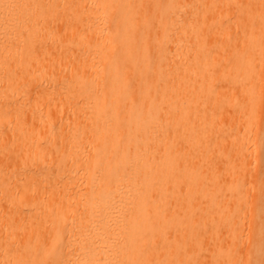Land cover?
Masks as SVG:
<instances>
[{"label": "bare ground", "instance_id": "bare-ground-1", "mask_svg": "<svg viewBox=\"0 0 264 264\" xmlns=\"http://www.w3.org/2000/svg\"><path fill=\"white\" fill-rule=\"evenodd\" d=\"M264 0H0V264H264Z\"/></svg>", "mask_w": 264, "mask_h": 264}, {"label": "rangeland", "instance_id": "rangeland-1", "mask_svg": "<svg viewBox=\"0 0 264 264\" xmlns=\"http://www.w3.org/2000/svg\"><path fill=\"white\" fill-rule=\"evenodd\" d=\"M258 126H259V131H264V115L260 118V120H258ZM0 161H2V162H4L5 161V159L4 158H0ZM258 176L260 177V178H263L264 177V169H262V170H260L259 172H258Z\"/></svg>", "mask_w": 264, "mask_h": 264}]
</instances>
